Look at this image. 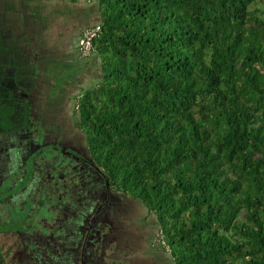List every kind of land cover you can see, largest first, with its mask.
<instances>
[{"label": "trees", "instance_id": "16d2710c", "mask_svg": "<svg viewBox=\"0 0 264 264\" xmlns=\"http://www.w3.org/2000/svg\"><path fill=\"white\" fill-rule=\"evenodd\" d=\"M16 1L0 10L3 127L29 115L20 102L45 81L38 40H15ZM87 1L97 22L71 38L70 72L46 80L60 88L99 59L73 113L95 163L155 218L176 264H264V0ZM39 11L23 17L39 22ZM98 26L90 55L70 50Z\"/></svg>", "mask_w": 264, "mask_h": 264}, {"label": "flooded vegetation", "instance_id": "af4514ba", "mask_svg": "<svg viewBox=\"0 0 264 264\" xmlns=\"http://www.w3.org/2000/svg\"><path fill=\"white\" fill-rule=\"evenodd\" d=\"M34 92L29 115L0 124V264H176L155 218L89 154L74 106L58 107L74 120L40 115L53 102Z\"/></svg>", "mask_w": 264, "mask_h": 264}, {"label": "rangeland", "instance_id": "374dc122", "mask_svg": "<svg viewBox=\"0 0 264 264\" xmlns=\"http://www.w3.org/2000/svg\"><path fill=\"white\" fill-rule=\"evenodd\" d=\"M79 1L85 5L71 3L70 0H20V5L22 9L24 8V11L26 13H28L33 8L36 12L41 9L39 13H42V16H44V20L42 19L37 22L40 18H35L36 21H34L33 18L30 19L29 16L23 17L25 16V12H18L19 14H17L15 10L13 11L14 13L11 14L9 19L14 23L13 32L15 35V40L20 44L29 42L31 40L29 36H32L34 38L37 35H41L42 37V41L41 43H39L36 57L37 59H33L32 62L34 64L36 63L37 67L40 70V74L39 70L37 71V74H39L40 76V81L45 80L43 83L40 82V87H38L34 92L33 99L40 98L49 101V103L53 102V104L50 105L51 107H48L43 113L40 114L43 116H48L51 118H54L55 116H70L71 119L74 120L73 118L75 116L73 117L71 116V114H67V110L65 109L61 111V109L58 108L60 107L59 105L64 104L69 105V107H71L72 105L74 106L77 97L75 95H79L82 93V91L97 85L98 79L100 78L99 59L95 60L94 56L92 55L88 60H84L85 62L83 61L85 66H81L80 70L77 69L78 71L75 70L76 72L74 71L73 77H68L62 87H52L50 86V83H47L46 80L48 79L47 75L49 73H51L52 75L57 74L53 79H56L55 81H61L63 79L62 77H64V74L66 72H70L69 66H66L65 64L70 63L68 62L70 54H66V49L69 48V42L71 38H73V36L79 33L83 28L97 21L96 16L98 15V13L96 12L95 7L97 5L91 4V2H87V0ZM9 2L12 5L15 3V9H19L20 6L18 1L9 0ZM4 3V0H0V10H2L1 4ZM4 5L6 6L7 4ZM93 7L95 8L93 9ZM87 9L88 12L93 15L92 17L90 16V14L85 15ZM44 11L47 13L43 14ZM25 27L32 34L28 35V33H24L23 30L25 29ZM0 38L7 41L6 36H1ZM77 46L78 40L73 39L72 44L70 45V50H72L74 53H78ZM57 54L64 55V57L62 58L63 62L61 63L64 65V67H66L63 68L59 66L56 69L58 73L54 71V60H56L55 57H57ZM65 55L68 56L65 58ZM73 59L74 58H72L71 56V60ZM45 60L48 62H53L52 68L45 62ZM49 67L51 68V70L47 71V68ZM60 75L62 77H59ZM29 82L30 81L26 83L22 82V88L30 87ZM47 90L49 91L48 96L46 95ZM41 93H44L45 96L41 95L39 97ZM45 106H47L46 102L43 103L42 108L44 109ZM75 120H77V118H75ZM79 128L80 127H76L75 130L78 131ZM156 242L163 247L165 246L163 243V238H160L159 236H157ZM167 250L169 249H166V251Z\"/></svg>", "mask_w": 264, "mask_h": 264}, {"label": "built area", "instance_id": "2783aa9c", "mask_svg": "<svg viewBox=\"0 0 264 264\" xmlns=\"http://www.w3.org/2000/svg\"><path fill=\"white\" fill-rule=\"evenodd\" d=\"M99 30H100V26L86 30L84 36L78 41V48L82 56H88L91 54L93 38L97 35ZM158 236L160 238H163L161 233H159ZM163 243L166 247V243L164 240H163Z\"/></svg>", "mask_w": 264, "mask_h": 264}, {"label": "crops", "instance_id": "0c3cea01", "mask_svg": "<svg viewBox=\"0 0 264 264\" xmlns=\"http://www.w3.org/2000/svg\"><path fill=\"white\" fill-rule=\"evenodd\" d=\"M70 1H71V3L82 4V2H80L79 0H70ZM87 2H88V1H87ZM91 4H93V3H91ZM82 5H85V4H82ZM95 7L97 8V6H95ZM95 7H93V9H94ZM96 12H97V10H96ZM86 14H90L91 17L93 16L90 12H88V9L86 10L85 15H86ZM96 17H98V15H97ZM96 22H97V21H95V23H96Z\"/></svg>", "mask_w": 264, "mask_h": 264}]
</instances>
